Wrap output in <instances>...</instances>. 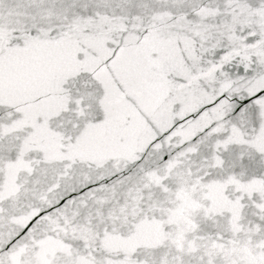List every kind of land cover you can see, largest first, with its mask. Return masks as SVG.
<instances>
[{
  "label": "snow or ice",
  "instance_id": "1",
  "mask_svg": "<svg viewBox=\"0 0 264 264\" xmlns=\"http://www.w3.org/2000/svg\"><path fill=\"white\" fill-rule=\"evenodd\" d=\"M0 264H264V0H0Z\"/></svg>",
  "mask_w": 264,
  "mask_h": 264
}]
</instances>
